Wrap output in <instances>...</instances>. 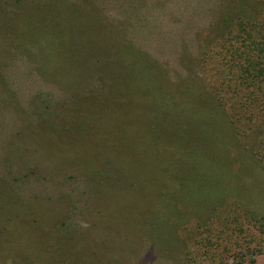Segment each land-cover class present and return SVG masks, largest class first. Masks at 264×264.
Wrapping results in <instances>:
<instances>
[{"label":"rangeland","instance_id":"1","mask_svg":"<svg viewBox=\"0 0 264 264\" xmlns=\"http://www.w3.org/2000/svg\"><path fill=\"white\" fill-rule=\"evenodd\" d=\"M231 1L0 0V264H185L211 238L198 254L264 264L255 143L204 91ZM144 64L200 95L174 107L199 127L132 94Z\"/></svg>","mask_w":264,"mask_h":264},{"label":"trees","instance_id":"2","mask_svg":"<svg viewBox=\"0 0 264 264\" xmlns=\"http://www.w3.org/2000/svg\"><path fill=\"white\" fill-rule=\"evenodd\" d=\"M32 1L46 6L53 0ZM233 1L229 3L228 8L226 7L224 18L216 23L217 52L209 55L207 49L205 50L206 57L203 58L202 63L205 66L212 63L208 68L211 67L209 73L214 83L204 87V91L210 99L218 103L236 135L251 133L255 143L251 154L264 170V0H236L231 4ZM48 37L52 38V46H57V38L51 35ZM126 49L125 54L129 55L130 50ZM213 58L215 60L212 62ZM133 65L136 64L133 63ZM147 66L148 64H144L140 67L139 71L142 70V73L138 74L141 78L137 77V79H142L150 86L144 90L137 87L132 94L138 95L139 91H144L146 94L152 93L154 104L159 111L156 117L159 115L163 117L164 111L168 119L172 115L170 118L176 120L174 127L183 130L185 134L186 130L199 127L193 112H190L187 117L184 114L186 121L182 122L179 118L182 112L177 109L179 105L186 104L189 109L194 108L193 111L199 112L201 103L196 102V99L200 95L194 98L192 96L195 94L194 90L191 92L184 89L183 93L187 99L182 103L180 100L183 98L178 94L181 92L166 90L160 85L161 82H166V74L154 71V68H147ZM129 91H126L124 96L128 95ZM157 109L153 108L154 111ZM214 143H217V139ZM257 223L264 228L263 218ZM213 242L212 238L203 241L198 239L197 244L190 245L189 248L185 247V264H219L220 259L215 253L208 255L210 251L214 252L213 249H206L205 256L198 254L200 252L198 247L202 249L205 243L211 247Z\"/></svg>","mask_w":264,"mask_h":264}]
</instances>
